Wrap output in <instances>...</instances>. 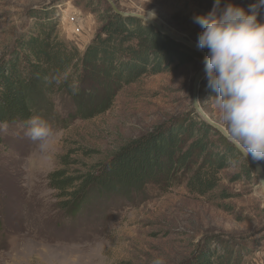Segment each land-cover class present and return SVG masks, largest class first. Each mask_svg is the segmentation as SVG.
<instances>
[{"label":"rangeland","instance_id":"374dc122","mask_svg":"<svg viewBox=\"0 0 264 264\" xmlns=\"http://www.w3.org/2000/svg\"><path fill=\"white\" fill-rule=\"evenodd\" d=\"M111 1L122 13L148 18L154 13L150 19L194 44L202 29L193 16L207 14L215 4ZM255 2L220 0V7L232 3L247 10ZM108 7L106 0H0V63L14 53L17 39L32 31L33 14L42 17V11L56 17L55 37L83 52ZM204 57L200 54L188 64L174 61L168 72L141 76L117 92L109 110L88 120L70 117L68 106L57 101L62 122H49L57 132L50 155L24 135L26 127L7 125L0 131V264H151L157 255L166 264H200L207 245L216 252L221 245H232L239 264H264V160H254L258 170L247 169L242 160L232 163L219 173L217 188L204 196L175 185L166 193L122 201L102 218L88 217L91 220L75 221L60 212L48 186L47 174L60 167V156L69 150L77 161L97 164L128 141L189 115ZM216 95L203 71L197 102L224 128L211 101Z\"/></svg>","mask_w":264,"mask_h":264},{"label":"trees","instance_id":"16d2710c","mask_svg":"<svg viewBox=\"0 0 264 264\" xmlns=\"http://www.w3.org/2000/svg\"><path fill=\"white\" fill-rule=\"evenodd\" d=\"M41 15L33 14L32 31L20 36L14 53L0 63V125L27 127L32 115L61 123L57 101L68 106L72 118H94L111 108L121 88L141 76L168 72L174 61L188 64L200 56L141 19L110 7L80 52L55 37V16ZM71 152L60 156V167L47 174V182L55 192L56 208L75 221L102 218L122 201L166 193L175 185L204 196L217 188L219 173L232 163L242 160L247 169L252 167L195 110L128 141L97 164L77 161ZM240 260L232 245H221L218 252L207 245L199 263Z\"/></svg>","mask_w":264,"mask_h":264},{"label":"clouds","instance_id":"9594fccd","mask_svg":"<svg viewBox=\"0 0 264 264\" xmlns=\"http://www.w3.org/2000/svg\"><path fill=\"white\" fill-rule=\"evenodd\" d=\"M264 0L245 10L215 0L207 14L194 15L202 31L196 47L207 50L203 58L207 86L217 93L211 99L219 110L227 138L253 160H264ZM149 18L154 13L148 14ZM24 135L37 149L50 155L56 130L41 116L26 121ZM7 125L0 127L6 130ZM151 264H166L157 255Z\"/></svg>","mask_w":264,"mask_h":264},{"label":"water","instance_id":"95a60500","mask_svg":"<svg viewBox=\"0 0 264 264\" xmlns=\"http://www.w3.org/2000/svg\"><path fill=\"white\" fill-rule=\"evenodd\" d=\"M111 9L115 12V13H118L122 16H131V17H136V18H139L141 19L143 22L153 26L158 32H160L161 34L169 37L170 39L176 41V42H179L185 46H187L188 48L198 52L199 54L205 56L207 53L204 51V50H201V49H198L196 47V44H194L193 42L181 37V36H178V35H175L173 34L172 32H170L169 30L165 29L163 26H161L159 23H157L156 21L146 17V16H143V15H140V14H135V13H122V12H119L117 7L113 4V2L111 0H106ZM204 71L201 70L199 71V75L198 77L196 78L195 82H194V85H193V95H192V99H193V103H192V106H193V109L195 110V112L206 122L208 123L211 127H213L214 129H216L218 132H220L221 135H223V137H225L228 141L229 139L227 138V134H226V130L221 126L219 125L218 123L214 122L212 119H210L207 114L203 111V109L201 108V106L199 105V103L197 102V99H196V89H197V81H198V78L199 76L201 75V73ZM230 142V141H229ZM232 143V142H231ZM233 144V143H232ZM234 145V144H233ZM235 148L242 154V156L245 158V160L251 165L253 166L255 169L258 170V165L257 163L251 158V156H245L244 153H243V150L234 145ZM262 181V180H261ZM262 185H263V188H264V183L262 181Z\"/></svg>","mask_w":264,"mask_h":264}]
</instances>
